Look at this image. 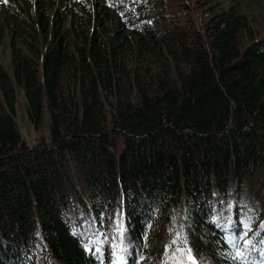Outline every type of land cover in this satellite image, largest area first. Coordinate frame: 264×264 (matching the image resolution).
Instances as JSON below:
<instances>
[{
    "label": "trees",
    "instance_id": "1",
    "mask_svg": "<svg viewBox=\"0 0 264 264\" xmlns=\"http://www.w3.org/2000/svg\"><path fill=\"white\" fill-rule=\"evenodd\" d=\"M247 1L37 0L0 62V264H157L175 212L195 264H264V20ZM18 92L48 142L22 139Z\"/></svg>",
    "mask_w": 264,
    "mask_h": 264
},
{
    "label": "rangeland",
    "instance_id": "2",
    "mask_svg": "<svg viewBox=\"0 0 264 264\" xmlns=\"http://www.w3.org/2000/svg\"><path fill=\"white\" fill-rule=\"evenodd\" d=\"M61 1L56 0L59 3H62ZM36 2L37 0H0V62L7 68L10 63L9 42L15 29L18 31L24 30L29 24L31 32L36 30L37 24L34 22ZM193 2L194 0H190V4H193ZM247 2L248 13L257 17L261 13V17L257 22L262 23V20H264V1L248 0ZM193 14L197 17L200 16L199 13ZM29 20L31 23H29ZM17 95L16 121L22 139L30 147L36 145L40 140L48 142L50 139L48 114L45 115L41 129L38 132L35 131L26 112V102L23 93L18 92ZM181 221V214L175 212L170 217L165 231L154 242V247L164 250V254L159 258L157 264H193L192 254L185 248L180 238ZM202 260L204 261V258ZM38 264L51 263L48 256L41 253L38 257Z\"/></svg>",
    "mask_w": 264,
    "mask_h": 264
},
{
    "label": "bare ground",
    "instance_id": "3",
    "mask_svg": "<svg viewBox=\"0 0 264 264\" xmlns=\"http://www.w3.org/2000/svg\"><path fill=\"white\" fill-rule=\"evenodd\" d=\"M234 236V235H233ZM38 263V262H37Z\"/></svg>",
    "mask_w": 264,
    "mask_h": 264
}]
</instances>
